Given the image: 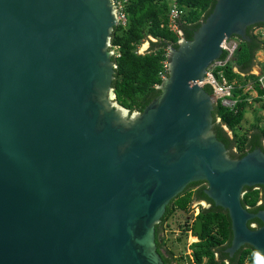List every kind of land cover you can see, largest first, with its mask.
I'll return each mask as SVG.
<instances>
[{
	"label": "water",
	"instance_id": "water-1",
	"mask_svg": "<svg viewBox=\"0 0 264 264\" xmlns=\"http://www.w3.org/2000/svg\"><path fill=\"white\" fill-rule=\"evenodd\" d=\"M262 23L264 0H217L130 115L113 88V0H0V264H165L156 226L196 182L228 211L232 250L264 264V225L248 226L264 210L242 204L264 187V152L230 157L202 85L225 41Z\"/></svg>",
	"mask_w": 264,
	"mask_h": 264
},
{
	"label": "trees",
	"instance_id": "trees-1",
	"mask_svg": "<svg viewBox=\"0 0 264 264\" xmlns=\"http://www.w3.org/2000/svg\"><path fill=\"white\" fill-rule=\"evenodd\" d=\"M122 7L126 16V23H119L112 34L110 51H114L113 61L116 66L113 88L117 101L130 111V114L143 112L160 94L159 86L169 75L165 65L169 62V50L178 49L180 40L190 41L198 31L201 24L213 12L217 0H114ZM173 6L182 14L178 20L181 34H175L169 28V15ZM256 30H261L256 33ZM247 40L239 37L233 39L238 42V49L229 63L221 70L224 71L230 83H236L234 95L239 98L234 109L225 108L219 101L214 116V132L223 142L232 159H241L248 153L261 149L264 152V88L256 85L257 97L251 99L250 91L244 88L250 81H257V75L251 74L253 67L259 64L264 75V62L257 61V55L264 52V23L247 28ZM147 38H152L150 51L139 53V47ZM226 57L224 52L221 59ZM208 93L213 90L205 86ZM247 110L255 113L254 122L246 118ZM246 125V126H245ZM248 125V126H247ZM227 128L232 132L230 136ZM195 187H199L195 190ZM206 182L190 184L178 197L167 206L165 215L156 226L157 251L165 264H175V251L168 245L166 239V225L190 213L193 202L206 200L211 208H202L198 218L202 220L204 231L200 237L201 242L193 246L194 258L197 264H224L215 257L218 250L221 256L226 257L224 251L231 245L233 238L231 219L228 211L218 207L206 195ZM264 187H245L242 197L244 207L257 213L264 210ZM261 204L259 205V202ZM262 225L259 219L248 223ZM179 224V223H178ZM255 249L249 245L242 247L236 254L234 264H262V258L254 261ZM234 259V261H235ZM248 262H247V261Z\"/></svg>",
	"mask_w": 264,
	"mask_h": 264
},
{
	"label": "built area",
	"instance_id": "built-area-1",
	"mask_svg": "<svg viewBox=\"0 0 264 264\" xmlns=\"http://www.w3.org/2000/svg\"><path fill=\"white\" fill-rule=\"evenodd\" d=\"M115 5V10L117 14L118 24L121 22L123 24L126 23V16L122 11V7L120 4ZM182 14L176 6H173L169 15V28L175 34H181L178 26V20ZM182 40V39H181ZM180 40V41H181ZM238 49V42L234 40H227L223 44V50L226 53V57L224 59H219L215 61L209 68L208 73L205 76V80L202 82L203 86H209L213 90V94L216 96L218 102H221V105L225 108L234 109L237 105L239 98L234 95V90L237 88L236 83H230L224 73L221 70L227 63L232 61L236 51ZM169 62L165 65L168 69ZM257 81H250L245 86V91H250L251 99L257 97L258 92L256 89V85L259 84L260 87L264 88V75L263 73L257 75Z\"/></svg>",
	"mask_w": 264,
	"mask_h": 264
},
{
	"label": "flooded vegetation",
	"instance_id": "flooded-vegetation-1",
	"mask_svg": "<svg viewBox=\"0 0 264 264\" xmlns=\"http://www.w3.org/2000/svg\"><path fill=\"white\" fill-rule=\"evenodd\" d=\"M254 26H255V25H254ZM130 115H131V114H130ZM225 129L229 132L230 136L233 135L231 131H229L227 128H225ZM213 132H214V127H213ZM230 132H231V133H230ZM214 133H215V132H214ZM228 152H229V151H228ZM254 187L257 188V187H261V186H254ZM197 188H199V187H195V190H196ZM207 189H208V187H207L204 191H206ZM261 198H262L261 201H264V195H263V194H261ZM261 201L259 202V205L261 204ZM194 205H196L195 208H193ZM202 208H204V209H209V208H211V204H210L209 202H207L206 200H200V201L193 202V205H192V207L190 208V213H189L188 215L185 216V217H186V221H185L184 225H183V226H180V232H181V233H184L186 236L189 237V239H192V240H191V242L189 243V246H188V249H189V251H190V253H189L188 255H183V254L178 255V253L175 252V256H174V258L177 259V262H175V264H185V262H184L185 260H189L192 264H197V262L195 261V258H194V250H193V246H194L195 244H199V243L201 242L200 237L196 235V234H198V233L195 232V227H196V222H197L198 220H200V219L198 218V216L200 215ZM245 208H246L250 213H252V214H254V215L259 214V211H258L257 213H253V212L250 211V208H249V207H245ZM225 211H226V210H225ZM260 211H261V210H260ZM254 219H258V218L255 217ZM254 219H253V220H254ZM200 221H202V220H200ZM249 222H250V221H249ZM249 222H248V223H249ZM202 223H203V222H202ZM263 225H264L263 223H262L261 226H258L257 223H252L249 227H250L251 229H253V230H259V229L263 228ZM203 231H204V227H203ZM202 233H203V232H202ZM199 235H201V234H199ZM233 244H234V241H233V238H232V240H231V245H230L229 247H227V248L225 249V251H224L226 254H228L226 257L221 256V253L217 250V251L215 252V257H216V259H217L218 261L224 263V264H234V263L237 261V259H235L236 254L238 253V251H239L240 249H242V247H245L247 244L241 246L240 248L235 249L234 251L232 250V249H233ZM249 246H250V245H249ZM174 251H175V250H174ZM255 251H256V250H255ZM260 256H261V255H260ZM261 258H262V256H261ZM234 259H235V261H234ZM246 261H247V260H246ZM206 262H207V259L204 258L202 264H206ZM247 262H248V261H247ZM262 264H263V260H262Z\"/></svg>",
	"mask_w": 264,
	"mask_h": 264
},
{
	"label": "rangeland",
	"instance_id": "rangeland-1",
	"mask_svg": "<svg viewBox=\"0 0 264 264\" xmlns=\"http://www.w3.org/2000/svg\"><path fill=\"white\" fill-rule=\"evenodd\" d=\"M261 30H256V33H259ZM153 39L152 38H147L142 45H140V47L138 48L139 53L145 54L147 52L150 51L151 48V41ZM235 42H237V40L232 39ZM155 41V40H153ZM114 53V51H112ZM262 56L260 55V53L257 55V61L261 62L260 59ZM264 62V59H263ZM256 64L252 71L251 74L254 75H258L260 74V70L257 68ZM246 118L247 120L249 119V122H254L255 120V113L253 111H249L247 110L246 112ZM246 126V125H245ZM248 126V125H247ZM231 133V132H230ZM196 205H194L193 208H195ZM179 220V224L177 222H175V220H173L172 222L169 223V225H166V230H165V234H166V239L168 240V245L171 249L175 250L176 253H178V255H188L190 253L188 246L189 243L191 242L192 239H189L188 236H186L184 233L180 232V226H183L185 221H186V217H178ZM185 264H192L189 260H185L184 261Z\"/></svg>",
	"mask_w": 264,
	"mask_h": 264
},
{
	"label": "clouds",
	"instance_id": "clouds-1",
	"mask_svg": "<svg viewBox=\"0 0 264 264\" xmlns=\"http://www.w3.org/2000/svg\"><path fill=\"white\" fill-rule=\"evenodd\" d=\"M114 1V0H113ZM183 40V39H182ZM170 51V50H169ZM113 55H114V53H113ZM217 104H218V101H217ZM253 258H254V261H256L258 258H259V256H260V253L258 252V251H256V252H253Z\"/></svg>",
	"mask_w": 264,
	"mask_h": 264
},
{
	"label": "crops",
	"instance_id": "crops-1",
	"mask_svg": "<svg viewBox=\"0 0 264 264\" xmlns=\"http://www.w3.org/2000/svg\"><path fill=\"white\" fill-rule=\"evenodd\" d=\"M260 55L262 56V57H261L262 59H260V61L263 62V59H264V52L260 53ZM257 68L260 70V74H261V73H262V70H261V67L259 66V64L257 65Z\"/></svg>",
	"mask_w": 264,
	"mask_h": 264
}]
</instances>
